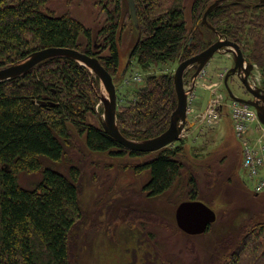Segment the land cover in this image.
Returning a JSON list of instances; mask_svg holds the SVG:
<instances>
[{
	"label": "trees",
	"instance_id": "16d2710c",
	"mask_svg": "<svg viewBox=\"0 0 264 264\" xmlns=\"http://www.w3.org/2000/svg\"><path fill=\"white\" fill-rule=\"evenodd\" d=\"M48 1L0 0V69L32 52L57 47L97 57L115 77L120 72L119 23L106 4L114 3L119 13L121 0L98 1L108 16V25L97 35L103 40L99 52L91 30L69 15L48 12ZM163 1L135 0L140 37L131 58L144 74V85L128 87L117 109L121 133L134 140H149L164 133L177 107L173 72H155L154 67L180 64L213 44V34L198 28L190 44L181 3L176 1L164 10ZM214 1L195 0L193 22L204 16ZM208 21L220 35L238 44L245 58L264 68L262 47L257 52L256 45V50L248 54V45L246 49L244 46L249 38L258 37L253 30H264V4L260 0L225 2L209 14ZM98 81L74 60L54 58L0 82V264H74L71 233L81 217L80 172L71 167L69 175H65L43 163L45 159L53 163L63 160L65 147L72 139L71 128L85 137L88 150L94 153L109 152L118 157L152 154L129 151L101 126L87 122L88 113H97ZM39 102L48 104L38 105ZM183 151V145L167 147L134 167L136 173L150 174L144 186L147 197L159 198L174 187L185 167ZM21 173H42V180L35 188L27 189L19 183ZM242 181L248 187L243 178ZM189 184V200H197L200 194L195 178ZM212 228L214 224L206 233ZM230 235L231 252L219 264H264V223L252 227L248 224L237 236Z\"/></svg>",
	"mask_w": 264,
	"mask_h": 264
},
{
	"label": "rangeland",
	"instance_id": "374dc122",
	"mask_svg": "<svg viewBox=\"0 0 264 264\" xmlns=\"http://www.w3.org/2000/svg\"><path fill=\"white\" fill-rule=\"evenodd\" d=\"M98 1L49 0L45 9L56 16L69 15L90 29L97 51L103 43L101 38L97 39V35L104 25H108L105 23L108 16ZM176 1L181 3L184 10L190 30V44L196 28L202 33L211 32L214 37L212 43L218 40L214 32L202 24L203 16L196 23L193 22L192 8L195 0H164L162 8L166 10ZM106 5L115 17V22L119 23L120 72L113 77L119 106L124 102L128 87L144 85V74L139 72L136 61L131 58V51L140 37L139 19L137 17V26L128 0H121L119 13L114 3L108 2ZM258 16L261 17L260 14ZM253 32L258 37L249 38L248 44L244 46L246 49L248 45V54L253 48L256 50V45H259L257 52H261L262 47L261 59L264 65V30L255 29ZM81 42L86 44L85 39ZM233 64L231 55L216 54L207 66L211 74L210 81L202 84L200 80L195 88L190 101L196 104V113L188 115V129L181 141L169 146H184L181 160L185 167L174 187L163 196L147 197L144 186L150 174L148 171L136 173L134 170L135 166L155 157L156 153L140 157H132L130 154L118 157L109 152L94 153L88 150L85 137L78 135L72 128V139L65 147L63 160L59 163L46 159L43 161L44 167L55 168L65 175H69L71 167L78 168L80 172L81 217L71 233L74 264H219L231 248V233L237 236L248 224L252 227L264 223V195H253L251 186L246 183V187L242 181L245 175L240 166L241 146L234 134L229 111H224L221 122L214 128L205 127L195 117L212 99L230 101L218 75L232 68ZM253 64L256 68L252 81L255 79V83L262 82L264 87V68L261 64ZM178 65V62L160 65L154 67V71H172L174 75ZM188 73L190 78L194 70ZM136 74L141 75V82L134 80ZM185 85L186 90L191 88L188 82ZM229 85L235 95L247 97L237 77L233 76ZM95 109L97 113H88L87 122L99 127V114L104 110L100 100ZM192 177L199 188L197 200L204 202L217 214L211 232L199 236H189L182 232L175 219L178 206L189 201ZM41 180L42 173L19 175V183L27 189L35 188Z\"/></svg>",
	"mask_w": 264,
	"mask_h": 264
},
{
	"label": "water",
	"instance_id": "95a60500",
	"mask_svg": "<svg viewBox=\"0 0 264 264\" xmlns=\"http://www.w3.org/2000/svg\"><path fill=\"white\" fill-rule=\"evenodd\" d=\"M237 0H215L206 10L202 24L217 36L218 40L201 53L181 62L173 75L177 107L171 115L169 128L156 138L149 140H134L125 137L118 126L117 109L118 94L113 76L105 69L97 57L89 56L75 49L51 47L32 52L21 61L0 69V82L19 77L38 64L54 58H67L88 69L99 79V99L103 105V113L99 114L101 127L107 135L129 151L139 153L159 152L172 144L181 141L184 132L188 129L189 97L194 92L197 80L216 54L231 55L234 66L227 70L225 86L229 97L236 102L253 107L258 114L260 122L264 125V89L252 87L249 77L254 70V64L249 62L238 44L224 38L208 21L209 14L225 2ZM264 4V0H260ZM132 17L138 26L137 8L135 0H128ZM194 70L191 77V88L186 90L185 75ZM237 76L251 98H241L232 91L229 78ZM47 105L46 102L37 103ZM54 105L53 102L49 103ZM179 229L189 236H199L207 232L211 225L217 221L216 212L204 202L199 200L182 202L175 213Z\"/></svg>",
	"mask_w": 264,
	"mask_h": 264
},
{
	"label": "built area",
	"instance_id": "2783aa9c",
	"mask_svg": "<svg viewBox=\"0 0 264 264\" xmlns=\"http://www.w3.org/2000/svg\"><path fill=\"white\" fill-rule=\"evenodd\" d=\"M205 75L203 72L202 76ZM134 80L141 82V75L136 74ZM192 98L193 95L190 99ZM225 110L229 111L234 134L240 142L241 168L245 175L243 179L255 194H264V125L260 122L257 111L249 105L236 101L212 99L205 110L196 117L205 127L214 128L221 122ZM188 112L195 114L194 105L190 100Z\"/></svg>",
	"mask_w": 264,
	"mask_h": 264
},
{
	"label": "flooded vegetation",
	"instance_id": "af4514ba",
	"mask_svg": "<svg viewBox=\"0 0 264 264\" xmlns=\"http://www.w3.org/2000/svg\"><path fill=\"white\" fill-rule=\"evenodd\" d=\"M191 41H193V40H191ZM233 66H234V64H233ZM255 68H256V67H254V70H255ZM254 70H253V71H254ZM253 71H252V74H251L250 77H249V82L251 83L252 87H254V86H258V87L264 89V87L262 86V84H263L262 82L255 83V82H253L255 79H253V81H252V78L254 77V76H253ZM226 73H227V70H225V71L219 73V75H218L219 79H221L222 82L224 83V87H225V89H226V86H225V76H226ZM188 74H189V73H187V74L185 75V79H184V80H185V83L188 82V84L191 85V83H192V82H191V77L189 78V77H188ZM232 77H233V76H232ZM232 77H230L229 80H230ZM235 77H237V76H235ZM237 78H238V77H237ZM238 80H239V78H238ZM239 81H240V80H239ZM240 82H241V81H240ZM243 87H244V86H243ZM244 89H245V87H244ZM226 92H227V90H226ZM244 93L247 95V97H242V98H246V99L251 98V95L248 94V92H246V90H245ZM227 97L229 98L228 100H231V98L229 97L228 92H227Z\"/></svg>",
	"mask_w": 264,
	"mask_h": 264
},
{
	"label": "crops",
	"instance_id": "0c3cea01",
	"mask_svg": "<svg viewBox=\"0 0 264 264\" xmlns=\"http://www.w3.org/2000/svg\"><path fill=\"white\" fill-rule=\"evenodd\" d=\"M205 74H206V75H205L204 77H202V79H201V78L198 79L196 87L200 84V80L203 81V82H201L202 84H203L204 82H205V83H208V82L210 81V79H211V76H210V75H211V74H210V72H209V70H208L207 67H206V69H205ZM206 81H208V82H206ZM196 87H195V88H196ZM193 105H195V107H196V104H195V103H194ZM195 107H194V108H195ZM204 107H206V106H204ZM204 107H201V108H204ZM204 109H205V108H204ZM204 109H203V110H204ZM203 110L199 111L198 114H201V113L203 112ZM195 113H196V111H195ZM198 114H197V115H198ZM195 117H196V116H195Z\"/></svg>",
	"mask_w": 264,
	"mask_h": 264
}]
</instances>
